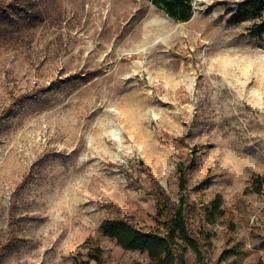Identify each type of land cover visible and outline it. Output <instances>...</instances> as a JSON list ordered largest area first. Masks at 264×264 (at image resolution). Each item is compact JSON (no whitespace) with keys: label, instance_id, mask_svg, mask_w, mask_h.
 <instances>
[{"label":"rangeland","instance_id":"obj_1","mask_svg":"<svg viewBox=\"0 0 264 264\" xmlns=\"http://www.w3.org/2000/svg\"><path fill=\"white\" fill-rule=\"evenodd\" d=\"M240 1L193 0L186 22L149 0L0 13V264H73L84 243L148 262L100 226L163 228L157 186L178 205L182 167L211 249L180 264H264V37L228 21Z\"/></svg>","mask_w":264,"mask_h":264},{"label":"trees","instance_id":"obj_2","mask_svg":"<svg viewBox=\"0 0 264 264\" xmlns=\"http://www.w3.org/2000/svg\"><path fill=\"white\" fill-rule=\"evenodd\" d=\"M158 9L178 22L189 21L194 14L193 0H149ZM230 14L228 21L239 24L252 20L249 27L251 35L264 37V0H242L235 7H227ZM0 13L10 17L45 18V14L35 0H9L0 2ZM20 100V98L18 99ZM17 100V101H18ZM16 102L13 106H17ZM181 188L183 195L180 203L175 205L161 185L158 192V214L163 228L145 231L124 216L105 219L101 230L126 249L148 252L150 260L138 264H180L187 247H193L201 257L210 252L209 238L201 235L202 228L196 226L199 214L197 205L191 202L186 167L181 168ZM253 190L264 193V176L254 181ZM213 211L223 213L220 201L212 200ZM208 207V205L206 206ZM86 253L74 252L73 264H109L104 249L100 246L82 244ZM228 255H221L219 264Z\"/></svg>","mask_w":264,"mask_h":264},{"label":"bare ground","instance_id":"obj_3","mask_svg":"<svg viewBox=\"0 0 264 264\" xmlns=\"http://www.w3.org/2000/svg\"><path fill=\"white\" fill-rule=\"evenodd\" d=\"M156 24H157V23H156ZM156 24H153V25H147V26H148L149 29H155ZM160 25L163 26V27H166V28L168 27L167 23H160ZM148 28H147V29H148ZM138 36H139V34H138ZM149 37H150V35H146L145 37L141 38V40L144 41V40L148 39Z\"/></svg>","mask_w":264,"mask_h":264}]
</instances>
